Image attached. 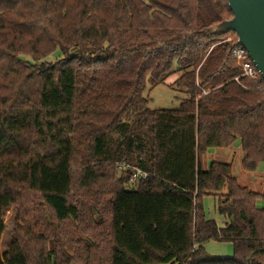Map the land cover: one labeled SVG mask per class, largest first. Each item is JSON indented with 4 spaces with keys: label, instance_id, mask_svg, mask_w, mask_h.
<instances>
[{
    "label": "trees",
    "instance_id": "trees-1",
    "mask_svg": "<svg viewBox=\"0 0 264 264\" xmlns=\"http://www.w3.org/2000/svg\"><path fill=\"white\" fill-rule=\"evenodd\" d=\"M232 17L228 0H0V242L17 206L0 264H264V193L201 161L240 139L245 171L264 163V80L215 32ZM175 72L186 98L152 109Z\"/></svg>",
    "mask_w": 264,
    "mask_h": 264
},
{
    "label": "rangeland",
    "instance_id": "rangeland-1",
    "mask_svg": "<svg viewBox=\"0 0 264 264\" xmlns=\"http://www.w3.org/2000/svg\"><path fill=\"white\" fill-rule=\"evenodd\" d=\"M227 36H233L235 33H226ZM226 36V37H227ZM59 53L54 56L47 57L46 61H55L59 57ZM178 66H175L177 69ZM181 73L175 72L169 76L163 83L156 86L147 87L144 96L150 101L152 109H176L179 108L182 100L186 98L184 91L178 89L174 83L180 77ZM244 152L242 149L241 140L237 139L236 142L227 148H211L201 158L204 169L209 168L213 161H219L231 164L232 174L238 179L242 186L249 189L264 193V163L258 166L255 172H247L242 166V159ZM131 187V186H130ZM38 203L40 202L37 201ZM218 200L213 196H206L203 199L204 210L208 218H213L217 223L222 224L223 217L217 210ZM258 206L264 207L263 201H259ZM17 206L12 204L5 210L4 220L6 230L1 236V252L5 253L14 236V228L16 225ZM206 250L213 256H226L231 257L234 254V246L230 242H217L210 241L206 245Z\"/></svg>",
    "mask_w": 264,
    "mask_h": 264
},
{
    "label": "water",
    "instance_id": "water-1",
    "mask_svg": "<svg viewBox=\"0 0 264 264\" xmlns=\"http://www.w3.org/2000/svg\"><path fill=\"white\" fill-rule=\"evenodd\" d=\"M233 17L220 23L216 33H235L264 80V0H228Z\"/></svg>",
    "mask_w": 264,
    "mask_h": 264
},
{
    "label": "built area",
    "instance_id": "built-area-1",
    "mask_svg": "<svg viewBox=\"0 0 264 264\" xmlns=\"http://www.w3.org/2000/svg\"><path fill=\"white\" fill-rule=\"evenodd\" d=\"M237 41H238V38L235 34L233 36L228 35L225 39H223L220 42V44H223V43L233 44L232 55L237 61V64L242 69V76L248 77L251 79L262 78L261 73L259 72L258 68L256 67L253 60L251 59L247 49L242 45H237L236 44ZM238 78L239 77L236 78L237 81H238ZM259 89H262V87H259ZM118 168L120 170H132L131 179H130L132 182H140L150 177V174L148 171L141 169V168H135L129 164L119 163Z\"/></svg>",
    "mask_w": 264,
    "mask_h": 264
},
{
    "label": "crops",
    "instance_id": "crops-1",
    "mask_svg": "<svg viewBox=\"0 0 264 264\" xmlns=\"http://www.w3.org/2000/svg\"><path fill=\"white\" fill-rule=\"evenodd\" d=\"M215 199H217L216 197H215ZM218 200V199H217ZM259 201H263V200H259ZM259 201H257V205H258V203H259ZM217 206H218V204H217ZM211 219H213V218H211ZM215 220V219H214ZM217 222V221H216ZM222 224H219V223H217L220 227H224L227 223H229V219L228 218H225V217H223V220H222Z\"/></svg>",
    "mask_w": 264,
    "mask_h": 264
}]
</instances>
